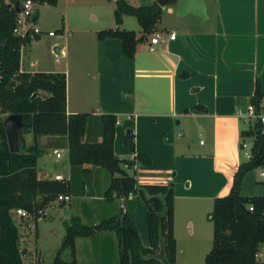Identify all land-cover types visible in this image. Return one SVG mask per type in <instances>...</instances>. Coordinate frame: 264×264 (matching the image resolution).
Masks as SVG:
<instances>
[{
  "label": "crops",
  "instance_id": "obj_1",
  "mask_svg": "<svg viewBox=\"0 0 264 264\" xmlns=\"http://www.w3.org/2000/svg\"><path fill=\"white\" fill-rule=\"evenodd\" d=\"M76 1L60 0L58 5L67 2L69 10ZM93 1L97 2L93 17L97 25L70 30L68 36L58 37L51 46V51H55L51 65H42L36 57H30L26 64L23 48L21 71L66 74L67 114H91L85 142H102L101 116L113 114L118 118L116 156L123 161H135L141 153L151 161L149 167L136 163L132 169L126 165L124 169L135 175L139 185L173 184L174 232L180 264V245L192 249L204 237L213 246V224L206 221L203 225L201 221L210 215L216 198L230 193L234 175L241 163L248 160L246 153L253 145V139H247L242 149V131L256 121L248 115L252 98L257 90L264 93V0H203L205 19L193 13L179 16L176 5L162 7L157 32L164 34V42L151 51L152 36H147L138 43L134 61L124 57L119 39L99 40L97 34L120 29L134 31L137 39L142 38L144 34L136 18L125 16L118 26L114 0ZM126 1L138 7L158 0ZM171 34H176L175 40L170 39ZM38 43L32 41L31 47ZM261 107L263 112L264 98ZM130 134L134 136L135 151L126 144ZM25 141L28 147L32 146L33 134L25 135ZM38 146L37 170L41 180L70 181L69 202L73 195L98 202L89 210L91 217L96 218L92 225L119 217L124 204V210L134 217L143 246L150 248L147 209L139 196L123 203L120 199H105L111 174L100 167L72 166L67 136H41ZM86 169L89 171L84 172ZM79 182L82 188L78 187ZM241 195L264 196V176L259 169L246 175ZM56 203L66 206L67 202L56 201L51 206ZM74 209L75 202L67 215L72 216ZM80 215L75 217L82 219ZM94 238L98 239V257L103 264L113 257L118 264L116 234L99 232ZM83 239L91 238L77 239L78 264H87L79 243L92 250L93 239L89 243L79 242ZM202 252L204 256L208 251ZM195 253L183 252L182 260L195 261ZM259 259L264 263V246Z\"/></svg>",
  "mask_w": 264,
  "mask_h": 264
},
{
  "label": "trees",
  "instance_id": "obj_2",
  "mask_svg": "<svg viewBox=\"0 0 264 264\" xmlns=\"http://www.w3.org/2000/svg\"><path fill=\"white\" fill-rule=\"evenodd\" d=\"M24 0H0V264H25V251L21 248L20 227L13 214L25 210L34 215L36 228L40 211L54 204L59 196H70V181L41 180L38 176L41 136H67L69 161L76 167H100L112 176L105 199L126 201L139 196L147 209L150 248H145L136 228L133 215L125 211L119 217L86 225L79 217L72 216L66 223V235L54 264H78L76 241L92 238L98 232H114L118 239V264H162L155 258L162 243L170 264H177V240L174 232L175 194L173 184L139 185L135 175H130L124 166L132 169L136 163L145 167L151 164L145 154H138L135 161L120 160L114 151V139L118 118L113 114L101 116L103 140L86 143L84 140L91 114H67V76L64 73L22 72V49L39 40L32 30L24 36L16 34L18 20L23 12ZM38 5L57 6L60 0H32ZM116 25L123 23L125 16L136 18L143 34L152 36L158 31L163 17V8L158 3L133 6L126 0H114ZM20 2L19 10L16 4ZM11 5L8 9V5ZM39 13L32 16L37 23ZM99 40L108 38L122 42V54L134 61L138 39L134 31L109 29L100 31ZM145 39L143 40V42ZM41 92L49 96L41 98ZM35 96V97H34ZM34 97V98H33ZM264 93L257 90L252 98L256 113H262ZM22 115L20 150L12 153L9 148L3 116ZM264 126L256 120L248 130L242 131V149L247 139H253L250 158L241 163L236 171L230 193L214 200L210 220L213 223V246L205 258V264H264L259 255L264 246V196L243 197L242 183L246 175L264 166ZM33 134L34 144L27 146L25 135ZM126 144L135 151L133 134L126 137ZM89 169L84 170L88 172ZM162 198L166 205L165 215ZM63 205V203H61ZM65 206V204H64ZM253 208V211L250 210ZM23 222V221H22ZM120 222L118 226L117 223ZM64 248L72 251V260L64 261Z\"/></svg>",
  "mask_w": 264,
  "mask_h": 264
},
{
  "label": "rangeland",
  "instance_id": "obj_3",
  "mask_svg": "<svg viewBox=\"0 0 264 264\" xmlns=\"http://www.w3.org/2000/svg\"><path fill=\"white\" fill-rule=\"evenodd\" d=\"M72 4L73 5L69 10L67 9V2H63L57 6L36 4L34 6V14L36 13V11H38L39 13V19L37 23H32L30 21L34 14L28 18L20 16L23 21H26L27 27L32 30V39L35 37V35L39 36V40H32L39 42L38 44L33 47H31V44H28L24 47L25 49L23 50V59L26 61V64L28 63V59L30 57H36L42 65L53 64L55 57L52 56V52L55 55V51H51V46L58 37L68 36V34L71 33L70 30L76 31L82 27H87L86 29H90V27L97 25V22L93 18L96 13L94 6L97 4V2L93 0H90V2L77 0ZM65 26L67 27V30L64 28ZM50 33H54V36H56V38L51 37ZM59 47H62V44ZM41 94V98L43 99L49 96L46 93ZM7 117V115L3 116L4 119H6ZM119 118L122 120L124 119L123 116H119ZM258 169L260 173H262L264 171V166ZM82 186L83 184L79 182L78 187L82 188ZM77 197L78 196L73 195L72 202H67L66 206H64V204L62 205L56 203L55 205L49 207L46 211V216L39 219L37 228L36 226L32 229H29L28 226L24 228V223L26 221L22 222V219L19 216L13 214V218L16 224H18V226L20 227L21 248L25 251V264H54V259L61 249L66 235V223H70L72 216L81 214L80 216L83 217L81 219L82 223L86 225H92V221L96 218H92L94 217L93 215L91 217L89 210H91L93 206H97L99 203L92 202L90 201V199H78ZM74 202L75 209L73 210V215H67L66 211L70 210V206L74 205ZM213 206L214 204L212 205L210 214L213 211ZM206 221L208 223L209 221L211 222L210 215L208 214L207 216L205 215V219L201 221V224L205 225L207 223ZM91 239H83V241L81 240L79 242L89 243L91 242ZM97 240V238L93 239L92 250L91 248L85 247L83 244L80 245L79 243L80 254H86V258L84 256L83 257L84 259H86L87 264H103V262L98 257L99 248L97 247ZM116 240V242H118V239ZM184 245L185 246L180 245V264H205L207 253H209L212 249V243L210 241L206 242V238L203 237V241H196L194 245L196 248L194 247L192 249H189L186 244ZM189 251L196 252L194 255V257L196 258L195 261H193L194 263H185V261L182 260V256H184V254L182 255V253L184 252L186 255L189 253ZM202 251L208 252H206V254L203 256L204 253ZM72 257V251L70 248H64L62 250L61 258L64 261L70 262L72 260ZM112 259L114 260L113 264H116L115 257H113ZM112 259H107L105 262L107 263L108 261V264H111ZM185 260L186 262H188V259Z\"/></svg>",
  "mask_w": 264,
  "mask_h": 264
},
{
  "label": "water",
  "instance_id": "obj_4",
  "mask_svg": "<svg viewBox=\"0 0 264 264\" xmlns=\"http://www.w3.org/2000/svg\"><path fill=\"white\" fill-rule=\"evenodd\" d=\"M157 3L163 8L170 6V5H173V6L176 5L179 16H184L188 13H193L194 15L202 19H205L207 17L206 4L204 3L203 0H158ZM19 6H20V2H17L16 4L17 10H19ZM10 7L11 5L9 4L8 9H10ZM146 38L147 36L144 35L142 38L138 39V42H141L142 40ZM22 125H23L22 115H10L4 121V127H5V131L7 134L9 148L12 153H17L20 150V145H19L20 130L22 128ZM160 200L163 204V209L160 212V214L165 215L166 205L162 198H160ZM117 225L119 226L120 222H118ZM155 258L161 261L162 264H170L164 253L163 243H162V248H161L160 253L157 254Z\"/></svg>",
  "mask_w": 264,
  "mask_h": 264
},
{
  "label": "built area",
  "instance_id": "obj_5",
  "mask_svg": "<svg viewBox=\"0 0 264 264\" xmlns=\"http://www.w3.org/2000/svg\"><path fill=\"white\" fill-rule=\"evenodd\" d=\"M36 5V3H34L32 0H24L23 1V12L20 14V16H23L25 18L31 17L34 12V6ZM19 16V20H18V29L16 31V34L19 36H24L25 34L28 33L29 28L27 27V23L26 21H23ZM50 36H54V33H50ZM170 39L171 40H175L176 39V34H171L170 35ZM165 37L164 34L161 32H156L152 35L151 40H150V50L151 51H155L156 46H159L162 42H164ZM248 115L250 118H254L255 120H260L262 125L264 126V111L261 114H257L255 107L254 106H250L249 110H248ZM264 134V131H263ZM247 157L250 158V152L246 153ZM58 157H60V155H57ZM262 176H264V171L261 173ZM133 198V196H130V199ZM59 202H69L70 201V196L65 195V196H59L58 200ZM124 201L122 200V203ZM123 209L124 204H122ZM251 211H253V208H250ZM14 214L19 216L22 221H26L25 227L26 228L28 226L29 229H32L35 227L36 221H35V216L30 214L29 212L25 211V210H16L14 211ZM40 216H45V211H40L39 212Z\"/></svg>",
  "mask_w": 264,
  "mask_h": 264
}]
</instances>
